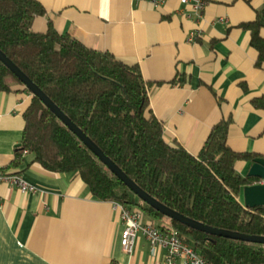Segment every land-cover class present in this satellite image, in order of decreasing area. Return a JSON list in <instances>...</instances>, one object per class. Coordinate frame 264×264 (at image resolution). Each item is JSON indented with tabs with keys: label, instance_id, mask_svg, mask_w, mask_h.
<instances>
[{
	"label": "crops",
	"instance_id": "obj_1",
	"mask_svg": "<svg viewBox=\"0 0 264 264\" xmlns=\"http://www.w3.org/2000/svg\"><path fill=\"white\" fill-rule=\"evenodd\" d=\"M37 1L45 14L36 19L35 31L51 23L60 34L139 66L168 144L196 155L212 126L229 118L228 146L264 158V109L254 105L264 97V59L257 63L250 31L241 27L264 0H205L200 16L191 2L179 0L156 6L152 0ZM259 35L264 39V27ZM31 100L21 83L0 91V170L37 188L22 193L0 183V264H162L165 249L141 234L131 253L123 251L113 202L94 197L78 172H48L27 152L19 165L8 167ZM250 163L238 160L235 169L246 176ZM242 189L238 201L244 206ZM143 220L157 221L147 215ZM161 221L160 227L167 225Z\"/></svg>",
	"mask_w": 264,
	"mask_h": 264
},
{
	"label": "trees",
	"instance_id": "obj_2",
	"mask_svg": "<svg viewBox=\"0 0 264 264\" xmlns=\"http://www.w3.org/2000/svg\"><path fill=\"white\" fill-rule=\"evenodd\" d=\"M45 8L37 0H0V49L136 184L160 202L207 225L264 235V207L238 201L242 187L257 181L240 175L238 160L259 157L227 144L230 119L214 124L201 149L192 155L163 138L154 116L148 82L137 64L127 65L108 52L87 47L51 23L35 31ZM241 27L250 31L257 63L264 59V7ZM20 83L0 61V91ZM264 109V97L254 101ZM20 144L8 167L25 152L48 172L76 171L99 200L137 206L152 221L166 220L209 264H264V244L217 237L190 229L141 201L35 95L23 113ZM151 221V222H152Z\"/></svg>",
	"mask_w": 264,
	"mask_h": 264
},
{
	"label": "water",
	"instance_id": "obj_3",
	"mask_svg": "<svg viewBox=\"0 0 264 264\" xmlns=\"http://www.w3.org/2000/svg\"><path fill=\"white\" fill-rule=\"evenodd\" d=\"M0 61L10 70L20 83L28 89L32 95L37 96L49 110L56 115L60 121L67 126L104 164L117 176L124 185H126L141 201L157 210L162 215L187 226L190 229L204 232L206 234L224 237L245 242H255L264 244V235L245 234L237 231H231L223 228L207 225L160 202L136 182H134L115 162L108 157L96 143L88 137L1 49ZM19 145V144H18ZM250 166L246 177L262 181V183H253L243 187L244 206L255 208L264 207V158L256 157L250 161Z\"/></svg>",
	"mask_w": 264,
	"mask_h": 264
},
{
	"label": "built area",
	"instance_id": "obj_4",
	"mask_svg": "<svg viewBox=\"0 0 264 264\" xmlns=\"http://www.w3.org/2000/svg\"><path fill=\"white\" fill-rule=\"evenodd\" d=\"M179 2L183 4L191 2L197 16L201 15L205 5V0H179ZM159 3L160 0H152V4L155 6ZM195 34V32L190 34V41L196 38ZM1 182L17 187L22 193L37 191L34 185L25 181L18 173H7L0 170ZM113 208L118 211L122 224L120 244L123 251L131 253L138 234H141L151 246L165 249L162 264H209L191 245L183 242L174 229L164 231L158 226L144 221V213L139 207L114 201Z\"/></svg>",
	"mask_w": 264,
	"mask_h": 264
},
{
	"label": "rangeland",
	"instance_id": "obj_5",
	"mask_svg": "<svg viewBox=\"0 0 264 264\" xmlns=\"http://www.w3.org/2000/svg\"><path fill=\"white\" fill-rule=\"evenodd\" d=\"M164 220H165V219H164ZM161 222H162V221H156V222H155V225L158 226V227L160 228L159 225L161 224Z\"/></svg>",
	"mask_w": 264,
	"mask_h": 264
}]
</instances>
